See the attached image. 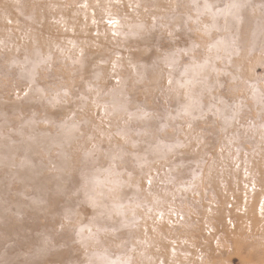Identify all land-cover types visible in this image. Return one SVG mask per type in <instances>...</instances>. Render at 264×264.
I'll return each instance as SVG.
<instances>
[{"label": "rangeland", "instance_id": "1", "mask_svg": "<svg viewBox=\"0 0 264 264\" xmlns=\"http://www.w3.org/2000/svg\"><path fill=\"white\" fill-rule=\"evenodd\" d=\"M45 1L0 0V264H264V0Z\"/></svg>", "mask_w": 264, "mask_h": 264}, {"label": "bare ground", "instance_id": "2", "mask_svg": "<svg viewBox=\"0 0 264 264\" xmlns=\"http://www.w3.org/2000/svg\"><path fill=\"white\" fill-rule=\"evenodd\" d=\"M157 2L165 9L164 0H157ZM53 5H55V4H53V1L52 0H46L44 2V5L41 6L38 11H40V12H46V10H48V7H52ZM0 20L3 21V22H5V24H6L5 26L6 27H9L10 26V24H9V18L6 16L5 12L4 11H1V10H0ZM132 20H134V19H132ZM234 22H236V20H233V23ZM23 25H24V28H23V30L21 32V37L16 38L17 40H25V39H27L31 35V32H32L33 28L35 27V24L32 22L30 16L23 17ZM52 31L53 30L51 28L48 29L45 32V36H47L48 38L55 37V35L53 34ZM255 35L257 37L264 35V26L257 27L255 29ZM9 39H12L14 42H16L15 38L12 36L11 33H7V32L3 33L0 30V46H1V42L2 41H4V40L9 41ZM115 102H118V100H115ZM75 133L76 132H74V134ZM66 134L68 135V137H67L68 141H67V143H64V146L67 147V148H74V147H76L73 139L70 137V135H72L73 133L70 134L69 132H66ZM26 150L27 151H30V148L29 147H26Z\"/></svg>", "mask_w": 264, "mask_h": 264}]
</instances>
